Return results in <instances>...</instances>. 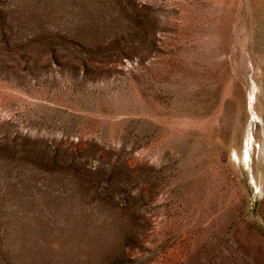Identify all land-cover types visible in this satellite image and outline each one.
Returning <instances> with one entry per match:
<instances>
[{
	"label": "rangeland",
	"instance_id": "374dc122",
	"mask_svg": "<svg viewBox=\"0 0 264 264\" xmlns=\"http://www.w3.org/2000/svg\"><path fill=\"white\" fill-rule=\"evenodd\" d=\"M0 264H264V0H0Z\"/></svg>",
	"mask_w": 264,
	"mask_h": 264
}]
</instances>
